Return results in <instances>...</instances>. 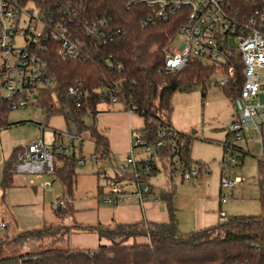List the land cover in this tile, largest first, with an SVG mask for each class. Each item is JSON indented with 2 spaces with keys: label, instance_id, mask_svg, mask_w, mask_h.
<instances>
[{
  "label": "trees",
  "instance_id": "1",
  "mask_svg": "<svg viewBox=\"0 0 264 264\" xmlns=\"http://www.w3.org/2000/svg\"><path fill=\"white\" fill-rule=\"evenodd\" d=\"M26 1L38 8L51 26L68 23L71 19V27L80 38L87 37L79 27L81 22L103 21L106 24L99 27L101 39L99 35L98 41L97 38L87 39L89 47L91 45L89 59L65 60L58 54L56 45L45 41L53 88L52 91L42 92L37 106L49 115L63 114L68 127H77L76 135L92 138L95 156L109 159L108 139L97 131L95 122L100 105L104 101L110 102L108 93L115 90L124 110H131L144 121L143 129L134 133L145 144L154 147L160 161L161 158L170 160L169 165L173 167L171 174L193 169L190 157L193 136L180 133L173 127L172 100L176 93H190L198 87L206 97L207 90L213 86L211 77L216 67L199 59H190L184 69L167 72L166 59L172 53L167 47L174 42L183 24L181 16L144 26L149 10L143 5L131 3V0ZM261 2L263 5L264 0H259L256 6L241 1L237 3L241 9L252 12ZM233 63L236 66V86L221 90L229 99L237 100L244 80L239 61L234 60ZM72 92L77 96H72ZM53 94H56V103L53 102ZM8 117L9 113L0 115V129L16 125L9 123ZM161 131H173L176 136L172 141L166 137L167 144L157 147L163 140ZM54 136L63 139L62 133L55 132ZM222 144L226 153L228 139ZM81 147L82 142L73 145L70 155H56L53 175L63 186L64 199H73L80 158L76 149L82 154ZM19 150L15 149L4 166V192L13 185L14 162ZM239 150L243 161L248 152L243 148ZM177 156L180 162L178 168L174 166ZM198 167L202 174L200 162ZM156 173L157 170L150 177ZM129 178L117 173L112 179L122 182ZM151 188L153 192L152 185ZM100 192L103 202L104 189L101 188ZM174 196V189L161 192L169 214L167 223L143 220L136 224L108 227L74 226L95 233L100 241H106L93 251L28 249L30 242L39 243L41 239L43 242L46 238L70 233L71 229L64 225L19 232L11 239L0 241V264H264V215L230 216L225 223L218 222L211 227L183 234L173 205ZM68 212V208L54 211L58 218ZM140 238L146 241H138Z\"/></svg>",
  "mask_w": 264,
  "mask_h": 264
},
{
  "label": "built area",
  "instance_id": "2",
  "mask_svg": "<svg viewBox=\"0 0 264 264\" xmlns=\"http://www.w3.org/2000/svg\"><path fill=\"white\" fill-rule=\"evenodd\" d=\"M257 5L259 0H131L149 10L144 26L167 21L171 17L181 16L183 24L176 37L181 44L166 59L167 72L184 69L190 59H199L206 65L216 67L217 73L211 77V84L220 89L236 86V66H241L243 85L240 97L243 110L233 118L229 126L232 139L227 144L224 158L226 168L221 177L222 204L227 202L226 190H233L244 183L240 175L231 177L228 167L241 162V152L234 141L246 139L245 129H252L259 136L260 162L264 165V92L259 71L264 70V2L246 12L237 2ZM103 21L81 22L79 27L86 38L76 35L71 24L51 26L31 2L26 0H0V115L39 105L40 96L45 90L52 91L53 80L49 70L45 41L57 46L58 54L65 60L89 59L91 45L88 37L98 41L102 38L99 27ZM51 26V27H50ZM176 39V38H175ZM110 103H119L115 90L108 93ZM72 96L77 95L72 92ZM104 96V95H103ZM106 101H104L105 103ZM79 105V101H77ZM128 114L133 115L131 110ZM173 131L160 132L163 139L157 147H164L175 139ZM84 135L69 136V143L54 137L52 145H46L39 139L25 147H20L14 162L15 175H49L55 170L56 155H70L73 145L83 143ZM247 140V139H246ZM73 142V143H71ZM155 149L145 144L137 134H132L129 155L123 163L117 165L121 175L130 177L128 181H115L105 171L100 170V159L80 156L78 166L84 167L88 162L98 167V177L106 182L103 202L111 207L128 203L136 197L143 203L152 197V188L148 183L151 173L157 169L153 159ZM229 155V157L227 156ZM240 159V160H239ZM201 175L199 169L193 168L180 173L183 181H193ZM174 176V175H173ZM45 187L44 185H42ZM66 201L57 200L52 204L54 211L64 208ZM227 214H219V222H227ZM8 224L0 219V231L7 230ZM248 264V263H245Z\"/></svg>",
  "mask_w": 264,
  "mask_h": 264
},
{
  "label": "rangeland",
  "instance_id": "3",
  "mask_svg": "<svg viewBox=\"0 0 264 264\" xmlns=\"http://www.w3.org/2000/svg\"><path fill=\"white\" fill-rule=\"evenodd\" d=\"M180 44V38L176 37L174 42L168 45L167 50H178ZM259 75L264 82V70L259 71ZM262 90L264 92V84ZM56 101V94H53V102L56 103ZM172 103L171 121L177 131L193 136L190 157L193 160L194 168L199 169L198 162L203 166L202 174L193 181H182L179 172L171 178L169 174L173 167L169 165L170 160L161 158L162 163L155 152L153 159L158 170L156 175L148 178V182L153 186L152 198H157L158 204H166L161 199V192L174 189L173 205L178 210L180 230L183 234H190L219 222L221 177L223 169L226 168L224 163L226 153L222 143L227 139L230 143L232 142L228 128L233 118L243 110L244 104L241 100L229 99L216 85L207 90L206 97H203L200 87L190 93L178 92L174 95ZM120 105V110L124 111L123 105ZM8 122L16 125L0 129V188L4 166L11 159L15 149L28 146L39 139H43L46 145H52L55 132L62 133V143L68 144L69 136L78 133L76 126L68 127L63 114L52 113L49 115L45 109L39 106L9 113ZM18 123L21 124L18 125ZM245 135L247 140L234 141L235 146L248 152L243 163L240 162L235 167H228L231 177L240 175L244 178V183L237 185L233 190L224 191L227 202L222 204V209L228 218L230 216L264 215V165L260 162L261 149L257 144L259 136L252 129H245ZM93 153L94 141L90 136H85L82 143V154L79 150L76 154L77 156L91 157L94 155ZM227 156L229 157V155ZM111 164L116 165L114 161L100 158V170H106L109 176H113L115 172ZM174 166L177 168L180 166L178 156L174 160ZM98 170L97 166L88 162L84 167L78 166L77 173L78 176H81L91 174L92 171L98 172ZM52 175H47L45 179L54 180ZM22 176L18 177H26L28 187L16 192L19 202L12 208L11 214L18 224L13 223L12 227L17 226L22 231H29L38 229L42 224L47 223L48 214L51 217L54 216L48 205L54 199L63 196V187L59 181H55L52 187L41 189L42 176ZM36 197L38 199L35 201ZM8 198H10V194H6L5 200L7 201ZM42 212L46 214L45 219L41 215ZM58 225L64 224L57 223L54 226L58 227ZM12 227L0 231V241L11 239L15 235L12 234ZM69 228L71 230L68 234H58L55 237L46 238L43 242L41 239L38 241L39 243L30 242L27 247L30 251L34 248L93 251L103 244L99 243V238L93 233L71 234L74 225ZM138 241L146 240L140 238Z\"/></svg>",
  "mask_w": 264,
  "mask_h": 264
},
{
  "label": "crops",
  "instance_id": "4",
  "mask_svg": "<svg viewBox=\"0 0 264 264\" xmlns=\"http://www.w3.org/2000/svg\"><path fill=\"white\" fill-rule=\"evenodd\" d=\"M104 104V107L100 105V113L96 117L95 124L97 131L108 139L110 152V158L108 160H110L111 162L114 161L116 165L111 164L115 171L113 173V176H109L108 173L107 175L110 178H114L118 173L117 165L123 163V161L130 153L132 134L143 129L144 121L138 115H130L125 110H120V103L111 104L110 102H105ZM172 125L176 129L173 122ZM78 150L79 149H76V152ZM102 171H105L106 173V170ZM169 175L171 178L175 176V174L173 173H170ZM18 176L19 175L14 176L13 185L8 190L4 192L2 186L0 188V194H2L0 201V219L4 220L8 224L7 229L12 227L13 223L16 225L18 224L11 214V211L13 210L12 208H14L19 202V198L17 197L16 192H20L21 190L27 189L28 187L26 177L19 178ZM46 176L47 175H43L41 177V185L45 186H41V189L52 187L53 182L56 181L54 175H52L54 180L45 179ZM21 177L23 176L21 175ZM181 180L183 181L182 178ZM105 184L106 182L100 180V178L98 177V172L96 171H92L91 174H83L81 176H77L73 199H64V196H61L59 199H54V201L50 202L48 206L53 211L54 216L51 217V215L48 214L47 223L42 224V226H40L38 229H42L43 227L47 226H54L57 223H63L68 227L71 225L87 227H98L100 225H103L108 227L114 224H136L142 222L143 220L154 223L168 222L169 214L167 204H158L157 198L153 199L152 197H150L147 198L143 203H141L138 198L133 197L130 202L121 204L118 207H111L109 205H106L101 200L100 192L101 188H104ZM34 190H37V188H34ZM6 194H10V198H8L7 201L5 200ZM37 199L38 198L36 197L35 201ZM57 200L66 201V205L64 208L69 209V212L63 218H58L52 208V204ZM222 206L223 205L219 197L220 212H224ZM41 215L45 219L46 214L42 212ZM72 230L73 231L71 232V234L76 233L82 235L92 233L79 230L78 228H74ZM19 232L23 231L20 230L17 226L12 227V234H17ZM99 243H106V241L104 242L99 240Z\"/></svg>",
  "mask_w": 264,
  "mask_h": 264
}]
</instances>
